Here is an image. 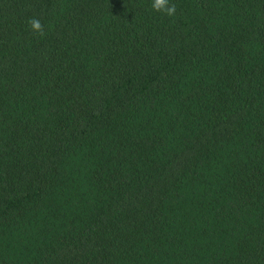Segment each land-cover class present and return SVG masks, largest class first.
Masks as SVG:
<instances>
[{
  "label": "trees",
  "instance_id": "16d2710c",
  "mask_svg": "<svg viewBox=\"0 0 264 264\" xmlns=\"http://www.w3.org/2000/svg\"><path fill=\"white\" fill-rule=\"evenodd\" d=\"M170 2L0 0V264H264V0Z\"/></svg>",
  "mask_w": 264,
  "mask_h": 264
},
{
  "label": "clouds",
  "instance_id": "9594fccd",
  "mask_svg": "<svg viewBox=\"0 0 264 264\" xmlns=\"http://www.w3.org/2000/svg\"><path fill=\"white\" fill-rule=\"evenodd\" d=\"M150 7L153 11L162 13L163 15L169 17L174 16L176 13V5L174 3H171L170 0H152ZM28 24L33 34L39 36H43L45 34L43 25L41 24L39 19L30 18L28 20Z\"/></svg>",
  "mask_w": 264,
  "mask_h": 264
}]
</instances>
